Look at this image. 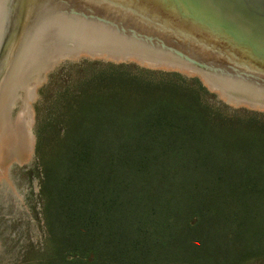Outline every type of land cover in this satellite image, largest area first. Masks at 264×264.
Instances as JSON below:
<instances>
[{
    "label": "trees",
    "instance_id": "1",
    "mask_svg": "<svg viewBox=\"0 0 264 264\" xmlns=\"http://www.w3.org/2000/svg\"><path fill=\"white\" fill-rule=\"evenodd\" d=\"M89 66L41 120L48 232L34 264L264 261V115L179 73Z\"/></svg>",
    "mask_w": 264,
    "mask_h": 264
},
{
    "label": "water",
    "instance_id": "2",
    "mask_svg": "<svg viewBox=\"0 0 264 264\" xmlns=\"http://www.w3.org/2000/svg\"><path fill=\"white\" fill-rule=\"evenodd\" d=\"M48 37L55 38L53 47L67 46L48 73L83 58L136 63L198 78L225 104L264 113V0H8L0 26V89L26 47ZM30 112L33 127L31 103Z\"/></svg>",
    "mask_w": 264,
    "mask_h": 264
},
{
    "label": "rangeland",
    "instance_id": "3",
    "mask_svg": "<svg viewBox=\"0 0 264 264\" xmlns=\"http://www.w3.org/2000/svg\"><path fill=\"white\" fill-rule=\"evenodd\" d=\"M92 64L104 66L137 65L136 63H114L103 59L83 58L76 61H65L50 70L49 73L46 72L41 76L39 81L44 78L43 82L36 91L35 100L31 102V109L35 114V122L31 130L36 139L35 153L30 161L25 164L13 162L6 171L5 178L0 180V264H34L44 257L48 231L41 194L43 168L40 155L37 152L41 120L48 116L51 118L52 115L57 114L55 112L60 111V108L56 110V106L53 105L57 96L60 94L70 96L72 90H76L77 80H83L93 71L89 66ZM181 75L190 79H198L185 74ZM34 83L28 87H34ZM210 94L212 95L211 102L217 105H225L231 111L264 115L260 111L231 107L219 99L216 94L211 92ZM46 99L48 101L44 102ZM20 108V102H18L13 110V117L20 112ZM50 127H47V136L54 140L55 132L51 131ZM244 251L245 248H243ZM251 264H264V261L256 260Z\"/></svg>",
    "mask_w": 264,
    "mask_h": 264
},
{
    "label": "bare ground",
    "instance_id": "4",
    "mask_svg": "<svg viewBox=\"0 0 264 264\" xmlns=\"http://www.w3.org/2000/svg\"><path fill=\"white\" fill-rule=\"evenodd\" d=\"M7 1L0 0V26ZM54 37L45 38V41L42 39L43 41L39 43H30L26 47L23 57L17 60L5 85L0 89V180L5 178L6 171L10 168L8 166L12 161L23 157L32 158V151L29 149L32 127L30 103L34 96L35 85L32 88L28 86L33 82H35L34 84L41 82L39 81L41 76L54 65L53 57L64 53L67 46L53 47ZM61 41L59 43H64L65 39ZM222 96L231 102L238 103L236 98L229 94L223 93ZM18 102L21 106L20 112L13 117V110Z\"/></svg>",
    "mask_w": 264,
    "mask_h": 264
},
{
    "label": "flooded vegetation",
    "instance_id": "5",
    "mask_svg": "<svg viewBox=\"0 0 264 264\" xmlns=\"http://www.w3.org/2000/svg\"><path fill=\"white\" fill-rule=\"evenodd\" d=\"M1 10V9H0Z\"/></svg>",
    "mask_w": 264,
    "mask_h": 264
}]
</instances>
